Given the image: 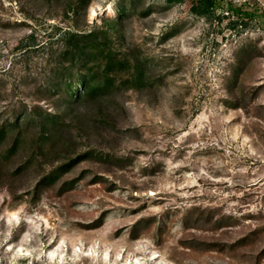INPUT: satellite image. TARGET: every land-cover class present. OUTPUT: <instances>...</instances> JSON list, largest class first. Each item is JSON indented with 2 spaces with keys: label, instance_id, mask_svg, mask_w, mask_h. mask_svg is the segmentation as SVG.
Masks as SVG:
<instances>
[{
  "label": "rangeland",
  "instance_id": "rangeland-1",
  "mask_svg": "<svg viewBox=\"0 0 264 264\" xmlns=\"http://www.w3.org/2000/svg\"><path fill=\"white\" fill-rule=\"evenodd\" d=\"M120 1L0 0V127L60 115L0 142V264H264V0H219L212 24L192 0ZM94 23L115 86L56 108L63 34Z\"/></svg>",
  "mask_w": 264,
  "mask_h": 264
},
{
  "label": "trees",
  "instance_id": "trees-1",
  "mask_svg": "<svg viewBox=\"0 0 264 264\" xmlns=\"http://www.w3.org/2000/svg\"><path fill=\"white\" fill-rule=\"evenodd\" d=\"M169 4L178 3L182 0H165ZM196 10L211 24L218 18H224V14H217L219 11V0H192ZM79 4L87 5L88 0H78ZM230 14H237L239 17L249 16L238 9L228 8ZM120 18L128 14L125 0L119 4ZM221 16V17H220ZM230 18V17H227ZM62 57L68 61L69 69H76L75 73L70 72L56 80L53 87L48 89L51 97L54 98L56 108L61 106H74L81 101L92 100L105 96L115 86V80L110 76L111 69L117 65L123 66L124 61L119 60L111 50V39L108 29L94 23L89 31L79 32L68 30L63 34ZM100 58L104 59V67L100 70L94 67L99 64ZM100 70V71H99ZM34 108L25 109L20 112H13L12 115L0 127V142H2L10 131L21 128L25 122L30 125L37 122L42 127V136L49 138L51 131L56 128L60 115L49 111ZM19 138H16L8 149V157L17 151ZM59 176L58 169L44 177L41 182L54 181Z\"/></svg>",
  "mask_w": 264,
  "mask_h": 264
},
{
  "label": "bare ground",
  "instance_id": "bare-ground-1",
  "mask_svg": "<svg viewBox=\"0 0 264 264\" xmlns=\"http://www.w3.org/2000/svg\"><path fill=\"white\" fill-rule=\"evenodd\" d=\"M92 13H94V12L92 11Z\"/></svg>",
  "mask_w": 264,
  "mask_h": 264
},
{
  "label": "built area",
  "instance_id": "built-area-1",
  "mask_svg": "<svg viewBox=\"0 0 264 264\" xmlns=\"http://www.w3.org/2000/svg\"><path fill=\"white\" fill-rule=\"evenodd\" d=\"M215 21H217V20H215Z\"/></svg>",
  "mask_w": 264,
  "mask_h": 264
}]
</instances>
